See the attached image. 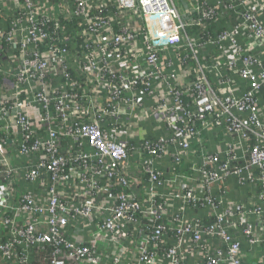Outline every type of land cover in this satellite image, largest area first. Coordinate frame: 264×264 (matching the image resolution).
Here are the masks:
<instances>
[{
  "label": "built area",
  "instance_id": "obj_1",
  "mask_svg": "<svg viewBox=\"0 0 264 264\" xmlns=\"http://www.w3.org/2000/svg\"><path fill=\"white\" fill-rule=\"evenodd\" d=\"M186 1L0 0V264H264V0Z\"/></svg>",
  "mask_w": 264,
  "mask_h": 264
},
{
  "label": "crops",
  "instance_id": "obj_2",
  "mask_svg": "<svg viewBox=\"0 0 264 264\" xmlns=\"http://www.w3.org/2000/svg\"><path fill=\"white\" fill-rule=\"evenodd\" d=\"M188 1L183 0V4L184 7L182 8V10L188 5L187 4ZM156 127L155 123L153 121L148 120H142L141 123L138 124V126L134 129V134L135 135H142L143 133H150L154 130V128ZM215 144H208L209 147H214L216 145V143L218 142L217 139H214ZM213 143V141H212ZM198 160L196 159V162ZM158 166H162V168L167 171V168L170 166L169 161L167 159H165L163 162H160ZM129 167L133 166L130 164ZM227 192H228V199L233 201V202H240V203H244V204H248L250 203V196L251 195H255L257 193V191L253 188L250 187H244L243 189L238 188L235 185V180L230 178L227 183ZM254 200H256V196L253 197ZM188 215L190 217L194 216L195 213L194 211L188 210L187 211ZM257 227H259V225H257ZM247 253V252H246ZM251 257H248V261H250Z\"/></svg>",
  "mask_w": 264,
  "mask_h": 264
},
{
  "label": "rangeland",
  "instance_id": "obj_3",
  "mask_svg": "<svg viewBox=\"0 0 264 264\" xmlns=\"http://www.w3.org/2000/svg\"><path fill=\"white\" fill-rule=\"evenodd\" d=\"M175 3L177 7L180 9V11L182 12V8L184 7L183 0H175Z\"/></svg>",
  "mask_w": 264,
  "mask_h": 264
}]
</instances>
